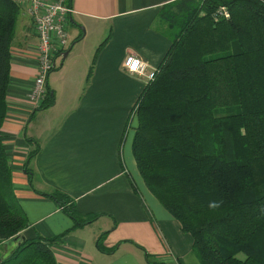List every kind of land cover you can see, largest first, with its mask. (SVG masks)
<instances>
[{
	"label": "trees",
	"instance_id": "trees-1",
	"mask_svg": "<svg viewBox=\"0 0 264 264\" xmlns=\"http://www.w3.org/2000/svg\"><path fill=\"white\" fill-rule=\"evenodd\" d=\"M19 11L18 3L0 0L3 244L30 227L14 191L1 132ZM156 19L167 28L155 26L169 47L135 104L132 153L139 175L191 235L200 264H264V0H171L160 6ZM107 39L96 49L87 76ZM43 91L36 109L54 103L47 84ZM41 195L72 220L71 228L102 215L81 216L74 199L60 191ZM67 232L53 237L35 232L34 239L15 247L0 264H54L50 245ZM24 250L28 258L19 257Z\"/></svg>",
	"mask_w": 264,
	"mask_h": 264
},
{
	"label": "crops",
	"instance_id": "crops-1",
	"mask_svg": "<svg viewBox=\"0 0 264 264\" xmlns=\"http://www.w3.org/2000/svg\"><path fill=\"white\" fill-rule=\"evenodd\" d=\"M169 1L68 0L72 12L66 14L60 52L76 41L47 73L44 86L55 100L41 109L40 100L30 99L40 37L29 2L20 7L1 132L14 157L13 187L30 226L40 237L68 231L50 245L54 264H200L191 235L142 181L132 153L134 128L127 125L146 80L126 71L123 59L133 54L145 61L146 72L157 68L169 41L153 23ZM55 191L73 198L81 216L102 215L71 228L72 220L41 195Z\"/></svg>",
	"mask_w": 264,
	"mask_h": 264
},
{
	"label": "built area",
	"instance_id": "built-area-1",
	"mask_svg": "<svg viewBox=\"0 0 264 264\" xmlns=\"http://www.w3.org/2000/svg\"><path fill=\"white\" fill-rule=\"evenodd\" d=\"M21 7L25 2H29V10L33 17V22L37 35L40 37V44L37 48L39 64L38 73L35 79V88L30 93L32 101L41 100L44 90V80L48 71L55 66V58L60 46L66 42L65 23L68 19L67 12H72V7L67 4L68 0H12ZM222 13L228 16L226 10ZM55 53L51 55V51ZM123 67L132 74H139L150 80L154 77V70L145 71V61L140 57L128 54L123 59ZM130 115L136 116L135 106ZM130 117V116H129ZM130 119V118H129Z\"/></svg>",
	"mask_w": 264,
	"mask_h": 264
},
{
	"label": "water",
	"instance_id": "water-1",
	"mask_svg": "<svg viewBox=\"0 0 264 264\" xmlns=\"http://www.w3.org/2000/svg\"><path fill=\"white\" fill-rule=\"evenodd\" d=\"M71 46L72 45H70V47ZM70 47L61 52L60 55L62 60L67 56ZM35 237L36 233L33 227L30 226L17 233L16 235L12 236L11 238L7 239L4 242L5 251L2 255L0 254V262L2 261V259H5L15 249V247L23 243L25 240L34 239Z\"/></svg>",
	"mask_w": 264,
	"mask_h": 264
},
{
	"label": "rangeland",
	"instance_id": "rangeland-1",
	"mask_svg": "<svg viewBox=\"0 0 264 264\" xmlns=\"http://www.w3.org/2000/svg\"><path fill=\"white\" fill-rule=\"evenodd\" d=\"M220 9V8H219ZM223 9L224 10H226V11H228L227 9H226V7H223ZM222 9H220V11H221ZM218 13H220V12H218ZM218 13H216V15H218ZM220 15V14H219ZM154 24H156L155 26L158 28V29H163V30H166L167 28H165V27H163V25L161 24V20L160 19H156L155 21H154V23H153V25ZM108 37H109V35H108ZM169 47V46H168ZM167 51V50H166ZM53 53H55L54 52V50H52L51 51V55H53ZM166 53V52H165ZM58 54H59V52H58ZM37 55V63L39 64V58H38V53L36 54ZM165 55V54H164ZM164 57V56H163ZM163 57H162V59H163ZM60 58H61V56H57V58H55L56 59V62L55 63H58L59 61H60ZM161 59V60H162ZM146 64V63H145ZM56 67V65L54 66V68ZM146 69H147V64H146V67H145V71H146ZM155 72V71H154ZM146 80V79H145ZM141 93V92H140ZM140 95V94H139ZM139 97V96H138ZM136 112V111H135ZM136 122H137V120H136V116L134 115H130V119H128V121H127V125H128V129H132V128H130V127H134L135 125H136ZM131 124L133 125V126H131ZM3 136H5L4 134H3ZM5 142H6V138H5V140H4ZM5 145H6V143H5ZM32 145V144H31ZM6 148V152H7V157H9V163L12 165V159H14V157H11L12 156V154H11V156H10V152H9V149H7V147H5ZM11 151V150H10ZM12 158V159H11ZM16 159V158H15ZM16 160H18V159H16ZM3 251H4V244H3V241H0V254H2L3 253ZM29 252H28V250H24L20 255H19V257H22L23 256V258H28V257H25L27 254H28Z\"/></svg>",
	"mask_w": 264,
	"mask_h": 264
},
{
	"label": "clouds",
	"instance_id": "clouds-1",
	"mask_svg": "<svg viewBox=\"0 0 264 264\" xmlns=\"http://www.w3.org/2000/svg\"><path fill=\"white\" fill-rule=\"evenodd\" d=\"M64 50H65V49H64ZM64 50H63V51H64ZM61 52H62V51H61ZM61 52H60V54H61ZM60 54H59L58 56H61ZM145 79H146V77H145ZM146 80H147V79H146ZM130 113H131V112H130ZM129 116H130V114H129ZM129 118H130V117H129Z\"/></svg>",
	"mask_w": 264,
	"mask_h": 264
},
{
	"label": "bare ground",
	"instance_id": "bare-ground-1",
	"mask_svg": "<svg viewBox=\"0 0 264 264\" xmlns=\"http://www.w3.org/2000/svg\"><path fill=\"white\" fill-rule=\"evenodd\" d=\"M222 17H223V15H222ZM156 69H154V71H155Z\"/></svg>",
	"mask_w": 264,
	"mask_h": 264
}]
</instances>
